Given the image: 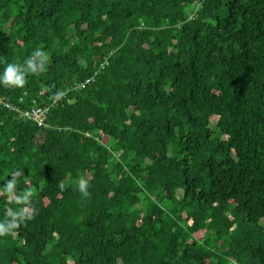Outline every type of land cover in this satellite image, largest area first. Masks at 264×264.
<instances>
[{
	"label": "trees",
	"instance_id": "1",
	"mask_svg": "<svg viewBox=\"0 0 264 264\" xmlns=\"http://www.w3.org/2000/svg\"><path fill=\"white\" fill-rule=\"evenodd\" d=\"M38 50L0 85V220L34 214L0 264H264V0H0V72Z\"/></svg>",
	"mask_w": 264,
	"mask_h": 264
},
{
	"label": "clouds",
	"instance_id": "2",
	"mask_svg": "<svg viewBox=\"0 0 264 264\" xmlns=\"http://www.w3.org/2000/svg\"><path fill=\"white\" fill-rule=\"evenodd\" d=\"M35 55L40 60V66L37 68L36 63L28 59L24 62V64L18 63H9L2 72H0V85L5 86H15V87H23L25 84V74L27 72H37L44 71V61L47 59V56L40 52L39 50L35 53ZM64 96L63 92H56L53 96L54 100H60ZM18 173L13 174L11 179H9L5 186L4 191L6 193H13L16 189V185L18 182ZM61 190L65 189V184L61 183L59 185ZM78 191L82 197H89V181L85 177H80L78 181ZM34 193L33 189H28L25 191L20 197L17 198L19 203H27L30 201ZM8 218L4 220H0V237L6 236L14 232L15 229L19 228L21 224L31 220L33 218V213L27 211L26 209H20L18 211L10 212L7 214Z\"/></svg>",
	"mask_w": 264,
	"mask_h": 264
},
{
	"label": "built area",
	"instance_id": "3",
	"mask_svg": "<svg viewBox=\"0 0 264 264\" xmlns=\"http://www.w3.org/2000/svg\"><path fill=\"white\" fill-rule=\"evenodd\" d=\"M47 108L48 107H44V108L39 107L37 109L29 111L28 116L30 118H34V119L38 120V124L41 125V124H43L44 114H45Z\"/></svg>",
	"mask_w": 264,
	"mask_h": 264
},
{
	"label": "bare ground",
	"instance_id": "4",
	"mask_svg": "<svg viewBox=\"0 0 264 264\" xmlns=\"http://www.w3.org/2000/svg\"><path fill=\"white\" fill-rule=\"evenodd\" d=\"M30 120L38 123V120H36L34 118H30Z\"/></svg>",
	"mask_w": 264,
	"mask_h": 264
}]
</instances>
